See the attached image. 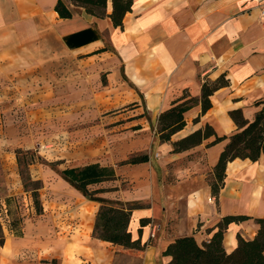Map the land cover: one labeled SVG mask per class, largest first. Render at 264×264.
<instances>
[{
  "label": "crops",
  "instance_id": "obj_1",
  "mask_svg": "<svg viewBox=\"0 0 264 264\" xmlns=\"http://www.w3.org/2000/svg\"><path fill=\"white\" fill-rule=\"evenodd\" d=\"M57 1L0 0V110L16 106L34 111L40 102L55 99L53 87L59 82L67 85L91 77L98 81L103 73L105 83L90 97L81 95L64 107L87 126L89 111L98 114L109 106L131 104L125 112L89 124L99 127L109 121L119 132L114 142L120 146L108 150L107 156H102L103 149L82 150L78 159L89 161L68 167L99 163L114 168L118 180L121 176L128 184L125 190L116 181L115 200L125 207L137 204L128 231L140 241V248L93 237L99 202L49 169L44 174L39 171L37 178L44 180L40 197L47 192L53 196L48 211L57 230L48 247L57 255L52 254L51 260L167 264L170 257L163 251L171 241L192 234L201 243L212 234L207 229L226 215L250 217L228 224L222 239L226 252L235 248L237 235L252 239L259 228L255 218H264V154L256 161H229L217 197L207 176L227 138L212 141L237 130L229 110L240 108L244 118L251 120L264 107V0H132L122 27L114 26L108 16L111 0L103 17L64 0L72 10L69 18L59 16ZM221 74L228 84L210 95L211 107L202 112L198 102L189 108L184 127L170 141H161L159 114L184 92L200 98L201 84ZM60 105L55 102L52 108ZM205 125L212 128V135L188 149L172 151L173 142ZM87 132L81 133L79 141L96 139ZM132 153H146L148 160L118 165ZM4 248L5 242L0 245V264H10L12 247L8 253Z\"/></svg>",
  "mask_w": 264,
  "mask_h": 264
},
{
  "label": "trees",
  "instance_id": "obj_2",
  "mask_svg": "<svg viewBox=\"0 0 264 264\" xmlns=\"http://www.w3.org/2000/svg\"><path fill=\"white\" fill-rule=\"evenodd\" d=\"M75 6H79L92 16L103 17L107 15L106 7L108 0H70ZM112 11L108 16L114 26L122 27L125 13L131 10L132 0H111ZM55 10L60 17L69 18L72 10L64 0H58ZM228 80L224 74L219 75L215 80H206L201 84L200 98L191 96L184 92L172 105L163 110L157 121V132L161 141H170L172 134L182 129L185 125L184 113L200 102L201 111L205 112L212 105L210 95L220 87L226 86ZM260 102H257L259 104ZM229 115L237 125V130L229 136L216 137L212 143L227 138V142L219 154L218 160L212 167L209 177V185L212 195H218L223 186L226 164L235 158H248L256 161L264 154V107H262L251 120L244 118L240 108L229 110ZM213 134L209 125L200 128L172 143L173 152L188 149L199 144L203 138ZM20 150L16 151L18 163ZM146 153L132 155L122 163L135 164L146 162ZM23 188L31 192V197L36 213H42V204L39 190L42 187L39 179H32L25 170L19 171ZM61 175L72 185L80 190L84 196L99 202L96 213L92 236L126 248H140V241L132 239L128 231V222L131 210L137 206L135 203L122 206L118 201L110 202L96 194L103 192L105 188L90 189L92 184H99L103 181L116 178L112 166H102L99 163H89L82 166L66 167L60 170ZM9 199H7L8 201ZM246 215H226L211 228L207 229L211 236L201 243L195 237L183 235L171 241L163 255L169 256L167 264H264V218H255L259 228L252 239H244L237 235V244L231 252H226L222 239L223 233L231 222L247 220ZM145 219L142 220V223ZM4 243V237L0 233V245ZM54 261V260H52Z\"/></svg>",
  "mask_w": 264,
  "mask_h": 264
},
{
  "label": "rangeland",
  "instance_id": "obj_3",
  "mask_svg": "<svg viewBox=\"0 0 264 264\" xmlns=\"http://www.w3.org/2000/svg\"><path fill=\"white\" fill-rule=\"evenodd\" d=\"M82 79L79 78L76 82L74 80L67 85L64 82H59L56 87H53L55 88V99L40 102L34 111H30L28 109L30 107L16 106L8 109L4 107L0 110V233L4 237V251L8 253L12 247L13 258H11V263L60 264L59 258H55V261L51 260L50 256L54 250L48 247L49 238H54L55 230H57V226L52 222L48 211L52 207L49 203L53 196L47 192L43 199L40 197L42 213H36L31 192L25 191L23 188L20 169L29 173L32 179H40L37 178L39 171L44 174L49 169L59 176L63 167L89 161L78 159L82 150L87 152L88 148L89 151L98 152L103 149L102 156H107L108 150L112 152L120 146L118 142H114V137L119 132L113 131L114 127L109 124V121L99 125V127L89 124L93 120H98L99 117L112 118L125 112L131 107V104L109 106L98 114L89 111L87 126L81 125L75 112H73L74 114L68 113L64 103L82 96L90 97L91 92L100 88L106 81L103 73L100 74L98 81L92 77L88 78V81ZM55 102H61L62 105L54 109L52 107H54ZM84 132L89 133L87 136H93L98 141H95L96 139L91 142L79 141L82 138L81 133ZM17 150H20L21 161L19 163L16 155ZM139 154L142 153L128 155L119 161L118 165H127V163L122 162L132 155ZM72 155L77 159H73ZM209 177L207 176V178ZM119 178L118 180V176H116L115 179L89 186V188L91 190L105 188V191L97 193L96 196L115 203L117 202L115 200L116 194L119 190L116 181H120L121 187L128 190V184L123 181L121 176ZM40 181L41 185L44 186V180L41 179ZM45 181L49 182L52 179ZM7 199L9 200L7 201ZM65 229L63 232L67 234L68 230ZM19 242H23L20 248L18 247ZM38 244H43L42 248L35 247ZM55 254L57 255V253ZM77 261L79 264L83 263L78 259Z\"/></svg>",
  "mask_w": 264,
  "mask_h": 264
},
{
  "label": "built area",
  "instance_id": "obj_4",
  "mask_svg": "<svg viewBox=\"0 0 264 264\" xmlns=\"http://www.w3.org/2000/svg\"><path fill=\"white\" fill-rule=\"evenodd\" d=\"M262 12H264V7H262ZM153 236V235H152Z\"/></svg>",
  "mask_w": 264,
  "mask_h": 264
}]
</instances>
